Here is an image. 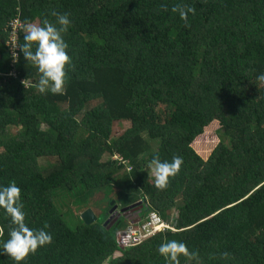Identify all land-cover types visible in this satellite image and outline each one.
<instances>
[{
	"label": "trees",
	"instance_id": "obj_1",
	"mask_svg": "<svg viewBox=\"0 0 264 264\" xmlns=\"http://www.w3.org/2000/svg\"><path fill=\"white\" fill-rule=\"evenodd\" d=\"M177 4L195 9L187 26ZM53 12L71 21L63 95L40 94L36 66L7 45L11 21L54 22ZM261 74L264 0H0V185L15 181L26 225L52 235L20 264H165L157 247L168 240L193 253L179 264H264ZM115 122L129 126L113 137ZM154 153L183 158L162 190ZM137 200L169 227L120 248L127 218L110 214ZM87 208L90 224L77 213ZM11 227L0 209V242Z\"/></svg>",
	"mask_w": 264,
	"mask_h": 264
},
{
	"label": "clouds",
	"instance_id": "obj_2",
	"mask_svg": "<svg viewBox=\"0 0 264 264\" xmlns=\"http://www.w3.org/2000/svg\"><path fill=\"white\" fill-rule=\"evenodd\" d=\"M173 13H178L186 22L189 13L194 14L195 9L189 5L177 4L172 7ZM54 22L43 20L42 24H26L19 32L23 33V42L16 37L11 44V58L15 62L19 59L16 49L26 61L36 66L40 73L38 83L35 85L40 94L52 93L63 95L65 91L66 71L65 65L71 63L67 53L68 44L63 38V33L68 31L71 24L68 13L53 12ZM264 81V74L257 77ZM183 163V158L173 156L171 160H161L158 153H154L148 163V169L153 174L154 186L157 189L167 187L169 177L175 176ZM0 209L9 218L12 227L8 231V239L0 242V255H7L15 264L29 253H35L37 248L52 242V235L43 228L33 230L25 223V213L21 202V189L15 181L0 185ZM47 227V226H45ZM3 229H0V235ZM157 252L164 258L165 264H179L181 255L189 257L186 244L182 241L168 240L157 247Z\"/></svg>",
	"mask_w": 264,
	"mask_h": 264
},
{
	"label": "built area",
	"instance_id": "obj_3",
	"mask_svg": "<svg viewBox=\"0 0 264 264\" xmlns=\"http://www.w3.org/2000/svg\"><path fill=\"white\" fill-rule=\"evenodd\" d=\"M9 26L11 33L7 45L11 47L10 43L16 40L18 29L22 23L19 20H14L9 23ZM167 227L169 225L155 211H150L144 220L130 222L125 227L119 228L115 232L116 243L120 248L134 246Z\"/></svg>",
	"mask_w": 264,
	"mask_h": 264
},
{
	"label": "rangeland",
	"instance_id": "obj_4",
	"mask_svg": "<svg viewBox=\"0 0 264 264\" xmlns=\"http://www.w3.org/2000/svg\"><path fill=\"white\" fill-rule=\"evenodd\" d=\"M129 126V123L128 122H121V123H119V122H115V123H113V127H112V134H111V136H113V137H116V136H118V135H120L121 133H122V131H123V129H125V128H127ZM13 129V128H12ZM211 137V135L210 136H208V137H206V136H202V138H203V140H204V143H209V144H211L210 142H211V140L209 141L208 139ZM200 141H202V140H200ZM151 143V147H152V149H155L156 148V146H157V141H151L150 142ZM204 143H202V144H204ZM198 144V143H197ZM195 144V147H196V149L198 150V146H199V148H200V145L198 144ZM215 144V143H214ZM214 144H212L211 146H209V148L208 149H204L203 151H202V156L204 157L205 156V154H208L209 152H210V149H211V147L214 145ZM107 154H104L103 156H102V159L104 160V159H106L107 158ZM149 175L151 176L150 177V180H152L153 182H154V180H153V174H152V172H151V170L149 169ZM121 191H122V189L121 188H119ZM115 192H117V189H115ZM101 194V193H100ZM111 196V195H110ZM96 201H97V203H94V207L96 208V211H98V209H99V207H100V204H103V203H105L107 200H106V198H103L102 197V195H98L97 196V198H96ZM137 201H139V200H137ZM134 202H136V201H134ZM181 204H183V201H182V199L181 198H176V202H175V206H180ZM134 206H135V208L134 209H132L131 211H135L131 216H136V211H137V209H138V207L140 206V203H134L133 204ZM95 211V213H97ZM82 211H78L77 213H81ZM145 212L143 211V213L140 215V216H143V214H144ZM113 215H115V213L113 214V213H111L110 214V217L112 216L113 217ZM98 216H102V214L101 213H98ZM109 217V218H110ZM127 217H129V215H126V218ZM127 219H129V220H131V219H135L134 217L132 218H127ZM114 220H116V217H114ZM71 222H73L72 220H70ZM124 221H122V222H120V223H118L119 225L121 224V223H123ZM104 264H106V262L104 263Z\"/></svg>",
	"mask_w": 264,
	"mask_h": 264
},
{
	"label": "crops",
	"instance_id": "obj_5",
	"mask_svg": "<svg viewBox=\"0 0 264 264\" xmlns=\"http://www.w3.org/2000/svg\"><path fill=\"white\" fill-rule=\"evenodd\" d=\"M136 202H138V201H136ZM136 202H130L129 204L127 203V205H125V206H123V207H126V206H132V203L134 204V203H136ZM120 205H123V204H120ZM119 205V206H120ZM143 211L145 212V210H144V208L143 207H141V210L138 212V214H136V216H130V217H127V218H135L134 220L133 219H131V220H129V219H127L125 222H124V224L121 226V227H119V228H123V227H125L127 224H129L130 222H138L139 220H144L145 218H146V216H140L142 213H143ZM150 211H152V210H150ZM175 209H174V207H172V209H171V214L170 215H173L174 213H175ZM126 218V217H125ZM164 220V219H163ZM165 222H167L166 220H164ZM119 228H117L116 229V231L119 229ZM115 231V232H116Z\"/></svg>",
	"mask_w": 264,
	"mask_h": 264
},
{
	"label": "water",
	"instance_id": "obj_6",
	"mask_svg": "<svg viewBox=\"0 0 264 264\" xmlns=\"http://www.w3.org/2000/svg\"><path fill=\"white\" fill-rule=\"evenodd\" d=\"M142 205H140L136 211V214L141 210ZM135 211H133L134 213ZM80 217L83 220L84 223L90 224L94 221H96L97 217L94 211L91 208H87L84 211L80 213ZM110 226V225H109Z\"/></svg>",
	"mask_w": 264,
	"mask_h": 264
},
{
	"label": "flooded vegetation",
	"instance_id": "obj_7",
	"mask_svg": "<svg viewBox=\"0 0 264 264\" xmlns=\"http://www.w3.org/2000/svg\"><path fill=\"white\" fill-rule=\"evenodd\" d=\"M135 208V207H134ZM134 208H130V209H126L125 211H122V210H120V208H119V210H116L115 212L113 211V214L115 213V215H113V217H116V219L118 218H120V217H124V216H126V215H128L129 213H130V211L132 210V209H134ZM128 210H130V211H128ZM121 211V212H120ZM109 218V217H108Z\"/></svg>",
	"mask_w": 264,
	"mask_h": 264
}]
</instances>
